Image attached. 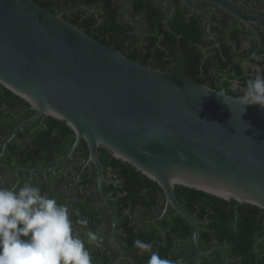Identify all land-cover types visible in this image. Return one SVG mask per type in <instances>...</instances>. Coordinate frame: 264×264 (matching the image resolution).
<instances>
[{
	"label": "water",
	"instance_id": "water-1",
	"mask_svg": "<svg viewBox=\"0 0 264 264\" xmlns=\"http://www.w3.org/2000/svg\"><path fill=\"white\" fill-rule=\"evenodd\" d=\"M180 1L204 16L216 41L209 14L189 0ZM200 1L247 25L264 16L252 18L230 0ZM75 11L52 13L32 0H0V85L35 112L15 128L3 153L24 127L48 117L65 122L75 142L64 160L46 172H56L73 158L81 141L86 142V166L96 168L98 191L113 218L112 241L121 253L118 217L103 187L107 180L100 148L161 187L164 214L171 207L192 225V240L201 255L223 251L201 247L200 223L179 202L176 186L264 210V109L244 106L240 97L224 89L130 60L63 18Z\"/></svg>",
	"mask_w": 264,
	"mask_h": 264
},
{
	"label": "trees",
	"instance_id": "trees-1",
	"mask_svg": "<svg viewBox=\"0 0 264 264\" xmlns=\"http://www.w3.org/2000/svg\"><path fill=\"white\" fill-rule=\"evenodd\" d=\"M32 1L50 12H54L60 5L67 9L84 6L85 8L63 18L99 43L122 52L130 60L188 82L220 90V74L225 69L232 65L231 67L237 68V74L241 72L228 51L225 56L221 55L217 47L205 52L207 46L214 44L208 39L207 23L197 13L188 17L191 12L180 0H162L169 1L168 5H163L158 0ZM126 3L132 8L130 18L121 14L126 9ZM90 9L97 12L92 13ZM203 22L206 23L205 26H202ZM215 23L217 20L213 17V34L219 32ZM221 45L226 47L225 43ZM230 72L233 73L234 69L231 68ZM223 85L228 95H242V92L229 91V83ZM34 114L27 102L0 85V154L3 144L15 128ZM75 139V133L65 122L51 117L24 127L0 157V186L10 187L8 183L4 184V176L13 174L16 167L13 163L30 167H53L68 155ZM88 158V146L82 140L73 155V159L79 164L72 171L74 176L70 172L68 177L61 175L55 180L53 189L46 183L38 185L42 194L57 196L61 189L67 187L82 172ZM70 160L69 163H72ZM99 160L104 166L106 178L109 174L117 176L114 179L118 181L117 184L103 186L106 195L111 196L110 203L118 217L117 241L128 257V264H147L149 259V253L134 246L135 240L151 243L152 250L172 261V264H226L225 254L229 258V264H264L263 209L251 204H241L236 200L227 201L196 189L176 186L179 202L200 223L201 247L204 250L215 247L223 249L214 250L208 256L201 255L192 240V225L171 207L164 214L166 199L156 182L130 164L115 159L104 148L99 150ZM80 179V183L85 186L84 191L93 185L97 187L96 169L86 168ZM24 182L26 180L22 184ZM77 193L79 195L74 198V203L80 207L81 213L94 216L93 210L85 206L92 199L85 202L84 193ZM95 216L94 220L98 221V215ZM105 218L106 216L103 219ZM90 220L93 221V218ZM135 221L140 224L134 223ZM97 252L95 249V253ZM97 262L98 258L92 260V264Z\"/></svg>",
	"mask_w": 264,
	"mask_h": 264
},
{
	"label": "flooded vegetation",
	"instance_id": "flooded-vegetation-1",
	"mask_svg": "<svg viewBox=\"0 0 264 264\" xmlns=\"http://www.w3.org/2000/svg\"><path fill=\"white\" fill-rule=\"evenodd\" d=\"M189 1L193 5H196L204 9L209 14L211 18V27L213 25L212 18L214 17L217 20V23H215L214 25L219 29V32L217 34H214L216 36V41H213L208 34V22L204 18V16H202L207 23L206 25V23L203 22L202 26L205 25L207 26L206 31L208 34V39L214 42L212 46L209 45L205 48V52L217 47L220 50L221 55L225 56V53L228 51L227 53L231 57L233 63L238 65L241 69L240 74H237L236 72L237 68L231 67L232 65H230V68L225 69V71H223L220 74V81H219L220 90L224 89L225 91H227V89L224 88L223 84L229 83V87H228L229 91L242 92L241 89L244 87L245 82L249 78H254L257 74H264V16L259 20L255 19V21H253L254 20L253 19L252 23L250 25H247L241 22L239 19H236L229 12L221 8H218L210 3L200 0H189ZM230 1H232L236 7H238L245 14L251 16L252 18L258 17L264 13V0H230ZM167 2L168 4L170 3L169 1ZM82 8L85 7L81 6L76 9H67L66 7L60 5L59 7H57L56 10L54 8L55 11L52 13H65L71 10L77 11ZM93 10L95 12H93ZM90 11L92 13L97 12V10L95 9H90ZM189 11L191 13L188 14V17H191L195 12H192L191 10ZM131 12H132V8L128 5V3H126V9L122 10L121 14L126 18H130ZM70 13H66L65 15ZM222 42L226 44L225 48L223 47V45H221L223 44ZM231 68L234 69L233 73L230 72ZM229 76L232 78H229ZM3 147L4 144L2 146V153H3ZM5 153L6 150L3 153V155ZM70 161L72 163H69L68 161L65 165L57 169V171L59 170V172L57 171L46 172L47 169L53 168L55 165L53 167L47 168L44 165L30 167L28 165L22 166L13 163V166H16L14 172L13 174H9V175L6 174L4 176V184L8 183L10 187H13L16 185H22V182L26 180V182H29L35 186H38L42 183H46L49 184L53 189L55 180L60 178L61 175H64V177L66 175V177H68L70 172V175L74 176V173L72 171L74 170L75 167L79 166V164L73 158ZM86 162L84 163L82 172L75 179H72V181L68 183L67 187L61 189V191L58 193L57 196H52V197H54L58 203L65 204L69 208V215L71 220L73 221L74 234L79 235L81 239L85 240L86 247H88L90 251L92 260L98 258L97 264H128L127 255L124 253L123 250L121 253V251L113 244L112 241L114 238L113 218L108 208L104 205L103 199L98 191V185L97 187L95 185L90 186L89 189L84 191L83 187L85 186L80 183L81 175L85 172L86 168H88V166H86ZM93 167H94L93 165L89 166V168H93ZM110 171H112V169ZM22 176H24V178H22ZM115 178H117V176L109 174L108 177L106 178L107 182H105L104 184L107 185H111L112 183L117 184L118 181H114ZM97 182H98V177H97ZM78 191L84 193L83 199L85 202L92 199V201L88 204H85V206L89 210H93L94 216L93 214L85 216L84 213L83 214L81 213L82 211H80L79 209L80 207L78 208L77 205L74 203L75 201L74 198H76L77 195H79L77 193ZM106 196L109 198V200H111V196L108 195ZM96 214L99 217L98 221L94 220L96 218L95 216ZM104 216H106L105 220L103 219ZM80 218H86L88 220L87 228L98 233L103 238L102 243L99 245V247H97L94 244L87 243V238L84 235L86 230L82 229L81 226L78 223H76V221ZM92 218L93 221L90 220ZM134 223L140 224L138 221H135ZM153 223H155V220L153 221ZM117 236H118V230L116 233V240H117ZM95 249L98 250L97 253H95ZM113 250H115V253H113Z\"/></svg>",
	"mask_w": 264,
	"mask_h": 264
},
{
	"label": "clouds",
	"instance_id": "clouds-1",
	"mask_svg": "<svg viewBox=\"0 0 264 264\" xmlns=\"http://www.w3.org/2000/svg\"><path fill=\"white\" fill-rule=\"evenodd\" d=\"M240 102L264 109V74L249 78ZM88 244L97 247L103 238L87 228L88 220L76 221ZM134 246L149 253L147 264H172L152 250V244L135 240ZM0 264H92L85 240L74 234L69 208L42 194L29 182L0 186Z\"/></svg>",
	"mask_w": 264,
	"mask_h": 264
}]
</instances>
